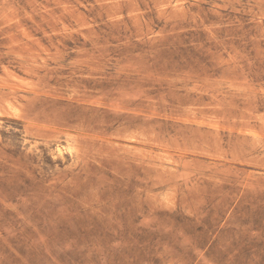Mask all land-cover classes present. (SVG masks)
I'll return each instance as SVG.
<instances>
[{"label":"rangeland","instance_id":"374dc122","mask_svg":"<svg viewBox=\"0 0 264 264\" xmlns=\"http://www.w3.org/2000/svg\"><path fill=\"white\" fill-rule=\"evenodd\" d=\"M0 264H264V0H0Z\"/></svg>","mask_w":264,"mask_h":264}]
</instances>
